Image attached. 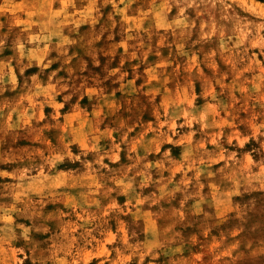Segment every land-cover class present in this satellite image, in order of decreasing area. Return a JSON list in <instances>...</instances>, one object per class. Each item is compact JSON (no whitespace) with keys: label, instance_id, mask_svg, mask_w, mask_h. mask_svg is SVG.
<instances>
[{"label":"rangeland","instance_id":"obj_1","mask_svg":"<svg viewBox=\"0 0 264 264\" xmlns=\"http://www.w3.org/2000/svg\"><path fill=\"white\" fill-rule=\"evenodd\" d=\"M0 264H264V0H0Z\"/></svg>","mask_w":264,"mask_h":264}]
</instances>
